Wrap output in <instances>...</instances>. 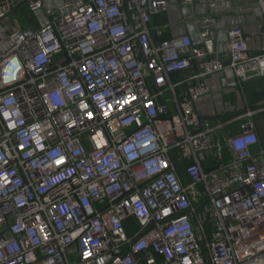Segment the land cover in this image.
Returning <instances> with one entry per match:
<instances>
[{
	"label": "built area",
	"instance_id": "1",
	"mask_svg": "<svg viewBox=\"0 0 264 264\" xmlns=\"http://www.w3.org/2000/svg\"><path fill=\"white\" fill-rule=\"evenodd\" d=\"M22 2L46 22L23 26ZM44 2L0 0V264H264L256 111L225 162L196 108L216 72L264 76L244 27L223 57L210 13L202 43L157 39L171 0Z\"/></svg>",
	"mask_w": 264,
	"mask_h": 264
},
{
	"label": "crops",
	"instance_id": "2",
	"mask_svg": "<svg viewBox=\"0 0 264 264\" xmlns=\"http://www.w3.org/2000/svg\"><path fill=\"white\" fill-rule=\"evenodd\" d=\"M171 7L162 12L166 15L167 23L162 25L161 31L169 38L188 35L196 44L202 43L200 29L197 23V15L210 13L217 17L212 36L215 40L217 53L226 56L228 29L234 25H242L249 36L248 45L252 54L264 52V23L261 22V15L258 12V0H217L214 7L204 3L193 5H179L171 0ZM64 0L61 1V4ZM46 5V0H45ZM60 5V4H59ZM58 4L49 6L57 7ZM20 11H24L22 21L29 28L40 27L46 22L45 17L40 13L29 10L27 4H20ZM27 13H29L27 15ZM155 17V15H154ZM153 23L154 18H153ZM263 25V33H261ZM159 35V34H157ZM156 35V37H157ZM196 70L195 66L189 67L181 73L184 77L190 76ZM210 91L196 101V108L201 116L212 121L213 124L220 123L222 129L215 133V140L223 144L225 162L232 160V155L225 146V136L240 131V122L237 117L248 109L255 110L254 120L259 137V143L252 147L254 154L259 158L264 155V76L255 77L248 81H240L234 75L223 72H216L205 79ZM185 88L180 87L179 91ZM263 151V153L261 152Z\"/></svg>",
	"mask_w": 264,
	"mask_h": 264
},
{
	"label": "trees",
	"instance_id": "3",
	"mask_svg": "<svg viewBox=\"0 0 264 264\" xmlns=\"http://www.w3.org/2000/svg\"><path fill=\"white\" fill-rule=\"evenodd\" d=\"M154 22H155V25L166 24L167 23L166 15H164V13L162 14V12L155 14ZM157 39L164 40V39H170V38L167 36V34H163L162 32L161 34L157 35Z\"/></svg>",
	"mask_w": 264,
	"mask_h": 264
},
{
	"label": "rangeland",
	"instance_id": "4",
	"mask_svg": "<svg viewBox=\"0 0 264 264\" xmlns=\"http://www.w3.org/2000/svg\"><path fill=\"white\" fill-rule=\"evenodd\" d=\"M61 1L62 0H46V6H52V5H55V4H60L61 5ZM25 12L24 11H19V16H20V19H21V22L26 25L27 23L25 21H22V15L24 14ZM29 13H27L28 15ZM41 14V13H40ZM25 15V14H24Z\"/></svg>",
	"mask_w": 264,
	"mask_h": 264
},
{
	"label": "water",
	"instance_id": "5",
	"mask_svg": "<svg viewBox=\"0 0 264 264\" xmlns=\"http://www.w3.org/2000/svg\"><path fill=\"white\" fill-rule=\"evenodd\" d=\"M256 1V0H254ZM179 4V3H178ZM180 5V4H179ZM18 8V7H17ZM16 10V9H15ZM152 18H154V15H152ZM261 24L263 23L262 20L260 22ZM261 33H263V25H261ZM184 55H187V53H185Z\"/></svg>",
	"mask_w": 264,
	"mask_h": 264
}]
</instances>
